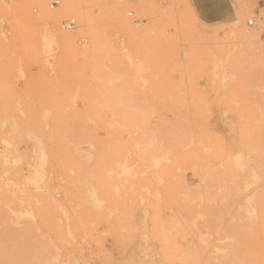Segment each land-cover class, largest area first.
Listing matches in <instances>:
<instances>
[{"label":"rangeland","instance_id":"obj_1","mask_svg":"<svg viewBox=\"0 0 264 264\" xmlns=\"http://www.w3.org/2000/svg\"><path fill=\"white\" fill-rule=\"evenodd\" d=\"M52 1L0 0V264H264V0Z\"/></svg>","mask_w":264,"mask_h":264},{"label":"crops","instance_id":"obj_2","mask_svg":"<svg viewBox=\"0 0 264 264\" xmlns=\"http://www.w3.org/2000/svg\"><path fill=\"white\" fill-rule=\"evenodd\" d=\"M189 4L194 15L207 24H227L239 16L234 0H189Z\"/></svg>","mask_w":264,"mask_h":264},{"label":"built area","instance_id":"obj_3","mask_svg":"<svg viewBox=\"0 0 264 264\" xmlns=\"http://www.w3.org/2000/svg\"><path fill=\"white\" fill-rule=\"evenodd\" d=\"M59 2H60L59 0L52 1L50 4V7H54L55 5H58ZM247 23L249 26H254L257 28L258 26H260V23L264 24V18L258 19L257 17H252V18L247 20ZM71 24L72 23H69L68 25L71 27Z\"/></svg>","mask_w":264,"mask_h":264},{"label":"bare ground","instance_id":"obj_4","mask_svg":"<svg viewBox=\"0 0 264 264\" xmlns=\"http://www.w3.org/2000/svg\"><path fill=\"white\" fill-rule=\"evenodd\" d=\"M67 1H69V0H67ZM41 18L43 19V20H45V21H50V22H55V16H54V14H52V13H50V12H47V11H45V10H42V12H41ZM257 15V14H256ZM249 26V25H248ZM249 27H251V26H249ZM256 29H258L257 31H261V27L260 26H258ZM217 32V31H216ZM60 33V32H59ZM256 33V32H255ZM255 36H258V33H256V34H254ZM257 38V37H256ZM258 39V38H257ZM256 39V40H257Z\"/></svg>","mask_w":264,"mask_h":264}]
</instances>
